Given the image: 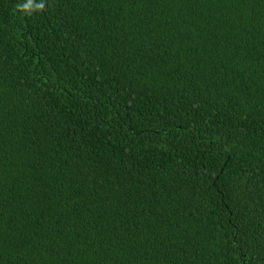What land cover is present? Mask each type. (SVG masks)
I'll use <instances>...</instances> for the list:
<instances>
[{"label":"trees","instance_id":"1","mask_svg":"<svg viewBox=\"0 0 264 264\" xmlns=\"http://www.w3.org/2000/svg\"><path fill=\"white\" fill-rule=\"evenodd\" d=\"M23 2L0 264H264V0Z\"/></svg>","mask_w":264,"mask_h":264},{"label":"clouds","instance_id":"2","mask_svg":"<svg viewBox=\"0 0 264 264\" xmlns=\"http://www.w3.org/2000/svg\"><path fill=\"white\" fill-rule=\"evenodd\" d=\"M16 9L24 15H32L34 12H38L45 7L44 0L37 3L36 0H25L23 3H18Z\"/></svg>","mask_w":264,"mask_h":264}]
</instances>
